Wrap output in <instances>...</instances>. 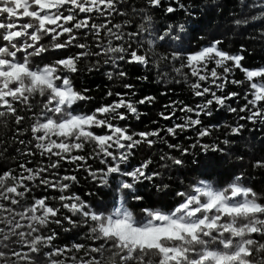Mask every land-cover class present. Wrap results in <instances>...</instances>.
<instances>
[{
	"label": "snow or ice",
	"instance_id": "snow-or-ice-1",
	"mask_svg": "<svg viewBox=\"0 0 264 264\" xmlns=\"http://www.w3.org/2000/svg\"><path fill=\"white\" fill-rule=\"evenodd\" d=\"M240 2L245 8L258 9L251 19L264 24V0ZM129 6V0H0V124L16 126L13 143L24 146L15 149L21 156L44 158L35 167L29 166L33 159L0 170V264H40V257L45 264H264V196L245 183L243 172L221 186L209 179L197 180L172 193L176 203L141 207L139 215L129 204L144 201L138 186L145 181L163 196L170 189L167 183H155L162 180L163 173L150 171V158L130 171L122 169L139 146L167 144L180 156L162 155V161L183 168L188 163L184 157L191 156L190 163L205 173L218 163L209 153L227 154L230 139L202 143L213 134V126H205L202 119L213 115V105L216 110L243 113L238 120L245 123L228 125V136H241L249 123L254 127L248 130L264 131L255 127L264 126V66H245L243 46L233 53L224 50L222 40L214 39L195 50L185 47L184 24L178 28L169 25L161 35L149 32L144 23L125 31L134 21L127 18L116 23L117 17L142 14L151 25L147 9L164 8V0H145V8L133 7L131 14ZM177 8L185 9V5L172 0L164 11L172 14ZM235 23L247 24L248 20ZM168 39L176 42L175 48L169 55H161L156 51L157 42ZM101 56L114 69L106 73L110 81L128 78L122 65L159 69L162 61L171 64L181 77L173 81L187 84L203 103L194 108L172 101L160 116L179 122L135 132L128 124L130 116L139 119L138 105L152 104L155 97L132 99L135 85L125 82L122 88L126 91H107L106 96L112 98L109 102L88 112L78 111L93 97L88 95L89 89L77 88L74 76L81 71L82 61L95 57V66H99ZM237 71L244 75L243 80L234 78ZM159 75L162 80L169 76L165 71ZM229 84L248 85L245 102L238 109L228 102L240 99L241 94L226 91ZM181 112L183 117L177 115ZM27 120L31 123L25 127ZM189 130L197 136L191 148H199L205 159H196V152L166 139ZM6 143L0 140V158L8 152L2 147ZM89 148V155L80 154ZM90 158L100 159L106 168L92 171L87 165ZM65 163L77 169L87 165L89 175L103 187L109 186L110 176L125 177L117 184L111 210L96 209L72 191L77 176L61 175ZM253 167L264 169V160L255 161ZM35 188L58 195L33 196ZM51 201H58L59 207ZM64 222L86 226L92 243L55 247L57 233L45 235L44 230ZM81 252L82 256L69 255Z\"/></svg>",
	"mask_w": 264,
	"mask_h": 264
},
{
	"label": "trees",
	"instance_id": "trees-1",
	"mask_svg": "<svg viewBox=\"0 0 264 264\" xmlns=\"http://www.w3.org/2000/svg\"><path fill=\"white\" fill-rule=\"evenodd\" d=\"M172 0H164V8L171 3ZM251 3V0H248ZM130 6L127 11L131 14L132 8H145V0H129ZM180 3L185 5V9L177 8V11L172 14H167L164 8H148L147 13L152 16L151 25H148L142 18V14L130 15L129 17H117L114 22L120 23L123 19L131 18L134 23L131 29L126 28L125 31L135 30L141 23L145 24V27L149 28V32H154L156 35L163 34L164 30L172 25L178 28L180 24H184L187 32L182 33L185 47L191 49H198L199 47L208 44L214 39L222 40V47L229 52H237L243 46L246 51L244 55L246 57L244 64L250 68H256L264 66V24L260 21L251 19L253 12H258V9L245 8L241 4L240 0H180ZM173 6H176L173 4ZM191 12L193 15H189ZM248 20L247 24L237 25L235 21ZM147 36V34H145ZM163 43V47L160 44ZM175 41L171 39L165 42H157L156 51L161 55H169L175 48ZM75 51V49H73ZM56 55H59L57 53ZM95 57L89 60H84L80 63L81 71L78 75L74 76V83L78 89H89L88 95L93 97V100L81 106L78 111L88 112L93 108L99 106L102 103L109 102L112 98L107 97L108 90L126 91L122 88V84L125 82L135 85L136 96L132 99H141L145 96L155 97V102L152 104L138 105L140 111V118L136 119L131 117L128 120V124L131 125L132 131L141 132L154 129L156 127H166L177 123L176 119L171 121H165L161 118L160 113L166 112L165 105L172 101H183L185 104L192 107L203 103V99L196 97L192 94L187 84L175 83V80H181L175 72L172 71V65L166 62H161L160 68L155 66L141 67L137 65H122L123 69L128 72V78L125 81L115 79L110 81L107 78L106 73L114 71L110 64H104L103 60L106 57H99L101 63L99 66L96 64ZM176 66H179L178 64ZM211 67V66H210ZM89 68H93L89 71ZM165 71L169 74L168 78L161 79L159 73ZM186 71V70H185ZM140 77V79H137ZM147 77V79H143ZM235 79L243 80L244 75L237 71L235 73ZM248 85L237 86L229 84L226 91L239 92L241 94L240 99L231 100L228 103L232 107L237 109L244 104L243 95ZM213 115L211 117L203 116L205 126H213V134L210 137H204L202 143L213 144L219 143L220 140L230 139L232 143L227 146V154L221 155L219 153H209L214 156L218 163L215 167L205 173L204 169L197 167L190 163L193 157L188 156L184 159L188 162L185 167L177 168L171 166V161H162L160 157L162 155H170L179 157L180 152L175 149H171L167 144L157 142V144L148 148L146 145H141L134 150V155L129 158L127 164L122 165V169L130 171L137 167L139 164L147 159H152L153 163L150 166V171H158L163 173L162 180L158 178L155 183L161 182L170 185L169 194L163 196L158 193L153 185L147 181L139 185V190L145 197L144 201L139 204H135L129 201L137 214H140L141 207H160L162 205H172L176 203L177 198L172 193L186 189L193 182L200 179H209L216 186L228 182L232 176L243 172L245 174V183L249 184L254 190L261 196H264V169L254 168L253 164L257 160H264V131H250L254 126L252 124L246 125V130L241 136L231 137L228 136V125H235L239 121V115L243 113H232L227 108L216 110V106L213 105ZM180 117L184 116V113L177 114ZM192 115L195 118L194 114ZM157 121L158 123H153ZM31 123L30 120L25 122V127ZM16 126L14 123H9L7 126L0 124V140L7 141L2 147H7L8 152L4 154L3 158H0V170L9 167L16 168L19 162L24 160H33L34 163L30 164V167H35L37 164L44 162V158L37 155L35 158L21 156L15 151L16 148L23 149V145L19 143H13V129ZM256 128H264V126L256 125ZM30 138V137H29ZM168 143L179 144L181 147L189 148L190 151L197 153L196 159H205L204 154L200 152L199 148L192 149L191 145L197 139L196 132L189 130L181 133L177 138L166 137ZM223 147V145H221ZM91 149H87L81 155H89ZM243 157V159H239ZM168 164L170 167L165 168L162 165ZM87 165L91 166L92 171L106 168L105 164L100 162L98 158H90L87 160ZM87 165L83 168L77 169L74 165L65 163L61 168V175L70 174L77 176V182L73 184L72 191L81 197L82 200L92 205L99 210H111L113 206V197L116 195L115 189L120 180L125 179L123 176L113 175L108 178L109 186L103 187L99 180L93 179L87 171ZM33 196H56L58 193L48 190L44 191L41 188H35ZM55 206L59 207L58 201H51ZM65 214H67L65 212ZM76 219H81L77 217ZM65 229H69L65 231ZM52 231L57 233L54 240V246L63 248L65 245L71 247L74 243L91 244L92 241L87 238L88 229L81 224L79 227H73L72 225L64 222L63 226L51 224L48 229L44 230V234L48 235ZM99 243V242H97ZM69 255L82 256L81 253H69ZM107 255V253L105 254ZM40 264H45L44 258L40 257Z\"/></svg>",
	"mask_w": 264,
	"mask_h": 264
},
{
	"label": "rangeland",
	"instance_id": "rangeland-1",
	"mask_svg": "<svg viewBox=\"0 0 264 264\" xmlns=\"http://www.w3.org/2000/svg\"><path fill=\"white\" fill-rule=\"evenodd\" d=\"M211 66V65H210ZM69 264H71V262L69 261Z\"/></svg>",
	"mask_w": 264,
	"mask_h": 264
}]
</instances>
